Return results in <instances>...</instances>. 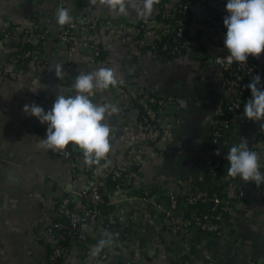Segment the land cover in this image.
Instances as JSON below:
<instances>
[{
  "label": "crops",
  "instance_id": "1",
  "mask_svg": "<svg viewBox=\"0 0 264 264\" xmlns=\"http://www.w3.org/2000/svg\"><path fill=\"white\" fill-rule=\"evenodd\" d=\"M200 1L203 6L192 10L198 21L206 17L204 8L213 4L226 13L225 4L219 5L218 0ZM124 3L126 13L111 9L103 0L91 11L75 0H0V264H44L50 247L62 234L55 230L48 235L46 226L68 224L56 210L57 201L68 195L74 197L94 184L110 199L113 211L109 217L121 206L123 236L118 244L105 246L93 256V248L107 231L98 228L85 261L80 247L73 243L65 264H181L183 258L195 264H264V186L239 178L229 182L228 175L224 177L230 185L225 203L233 202L228 212L231 218L225 217L223 236L194 231L197 236L191 239L185 234L174 237L166 233L155 202L163 190L183 197L186 185L208 188L209 166L216 151L207 149V133L227 95L220 87L215 65L200 69L196 52L206 47L191 42L186 54L171 61L155 55L149 44L132 36L129 25L146 23L153 27L159 20L155 1L148 15L140 11L143 0ZM62 9L71 17L63 25L57 21ZM84 19L94 28L81 30ZM72 22L80 24L79 41L73 46L59 39L61 29ZM12 27L27 31L35 48L24 50L21 34L9 37ZM123 28L130 35L124 36ZM197 30H202L204 41L214 40L207 28ZM192 35L193 40L201 36ZM94 43L103 47L104 58L95 59L90 49ZM22 51L31 52V58L14 61L13 56ZM58 63L63 65V79L55 73ZM101 67L114 69L118 83L95 90L90 99L118 108L108 116L113 129L112 147L101 164L108 166V173L117 166L131 171L130 185L121 193L108 186L111 178L103 167L95 175L94 169L79 164L76 176L70 159L42 146L40 138L46 136L47 126L23 112L24 105L32 103L50 110L58 92L72 93V82L80 72ZM260 68L264 73V59ZM36 81L44 87L32 92ZM136 88L171 100L165 108L171 125L167 139L158 148H145L140 165L132 164L133 154L138 153L135 137L140 133L139 115L135 108L128 107L130 92ZM169 106L175 107L172 114L167 113ZM257 132L264 136L259 123H243L228 146L246 140L251 149ZM78 153L83 155L80 150ZM260 170L264 172V165ZM136 195L138 200L131 199Z\"/></svg>",
  "mask_w": 264,
  "mask_h": 264
},
{
  "label": "built area",
  "instance_id": "2",
  "mask_svg": "<svg viewBox=\"0 0 264 264\" xmlns=\"http://www.w3.org/2000/svg\"><path fill=\"white\" fill-rule=\"evenodd\" d=\"M75 1L79 2L81 0ZM103 1L107 3V0ZM153 1L158 4L162 19H159L153 27H147L146 23H138L136 25H129L128 30L132 32V36L137 39V41L143 44H149L155 55L165 58L167 54L164 52L176 58L183 56L185 50L188 52L189 48H191V42H194V44L198 46L206 47L205 51L196 52L198 64L201 67L200 69L215 65V67L218 68L217 76L220 87L228 97H226V101H224L213 119V127H215V130L213 132H208L207 135L212 136V144L214 145L213 150L216 151L214 160L218 156L226 159L225 155L230 149L228 142L235 136L238 126L250 122L243 116L244 103L251 97V92L247 88V85L252 80L253 75L258 74L264 78V73L260 68V61L264 59V54H262L259 59L250 57L247 64L229 60V52L224 47L226 28L223 19L227 13L223 11L219 12L217 8L218 4H213L212 7H203L206 11V17L198 21L195 19L192 10L196 6H203L200 0ZM218 1H220L219 5L222 6L226 3V0ZM96 5L97 0H89L86 6L87 10H93ZM198 27L199 29L207 28L214 40H212V42L204 41L201 33L202 30H197ZM79 28L80 24L75 22L64 26L60 31L59 39L72 46L75 45L79 41L77 33ZM92 28H94V26L84 19L81 30ZM128 30L123 28L121 33L124 36L130 35V33H126ZM8 31L9 37L11 34L13 37L21 34L22 43H31L32 41L28 35L29 33L20 27H12ZM193 33L201 36L198 38L194 36L195 40H193ZM164 38H168L172 43L165 44L162 50L156 49L155 43L157 41H162ZM18 42L16 41V43ZM90 49L95 59L100 60L103 47L98 43H94L90 46ZM31 55L29 51H22L15 54L13 59L14 61H26L31 58ZM71 94H73V91ZM130 94L131 99L128 107H133L137 110L139 115L137 126L140 131L137 137H135L138 153L133 154L132 164L140 165L143 162L142 155L144 156L146 154L145 151L143 152L145 148L152 145L158 148L161 146V142L167 139L166 135L169 134L171 125L169 124V117H167L165 113V108L171 103V100H167L141 88L132 90ZM237 144H239V142ZM205 145L207 149L210 148L208 142H206ZM251 150L258 153L260 157L259 163L263 166L264 136L260 132L255 134V141ZM59 153L63 158L72 161L73 173L76 176L79 175L77 171L79 164H82L87 169H94L95 175H98L97 173L100 167L105 168L104 171H108V166L104 163L98 165L87 164L84 156L79 154L77 149L70 147L68 150ZM216 168L218 167L212 165V163L209 166L211 177L208 175L210 180L208 187L213 188L218 185L222 191L227 192L230 185L225 183L224 178L219 179L216 177L217 173L214 171ZM106 173L110 176L111 180L119 182L115 188L116 192L121 193L129 187L131 171L126 167L117 166L109 173ZM231 177L232 176L228 175L229 182ZM185 189L186 199L182 202H180L179 196L173 191L165 190L162 191L161 196L155 202V210L164 222L166 233L174 237L185 234L191 239L197 236L194 231L198 234L223 236L224 221L226 222L223 213H231L232 205H226L224 198L215 197L213 200L214 209L220 210V213L198 216L193 212L192 215L187 218L184 213L186 206L195 204L198 199L205 196L208 193L206 190L208 188L202 189V186L186 185ZM139 198L138 195L131 197L133 200H138ZM101 203H103V195L95 184L91 189L80 191L74 197L68 195L57 201L56 210L61 219L67 221L68 224L64 225L63 222H54L46 226L48 235H51L55 230L60 231L62 234L54 243L47 261L44 264H65V259L70 254L73 243H76L80 247L82 260L84 259L83 261H85V256H87L89 248L94 243L93 240L96 230L98 228H103L109 232L108 227L110 223L122 224L123 211L121 206L115 208L112 218L105 216L99 209ZM139 217L145 218L143 215ZM133 218L134 221L137 219L136 217ZM191 223H193V225ZM122 236L123 231L121 228L115 229L112 236L113 243L118 244ZM103 257H106L105 254H103ZM183 259L181 264H195L189 258ZM129 264H143V261H133Z\"/></svg>",
  "mask_w": 264,
  "mask_h": 264
},
{
  "label": "clouds",
  "instance_id": "3",
  "mask_svg": "<svg viewBox=\"0 0 264 264\" xmlns=\"http://www.w3.org/2000/svg\"><path fill=\"white\" fill-rule=\"evenodd\" d=\"M108 6L120 13H126L124 0H107ZM152 0H143L140 11L150 14ZM226 15L223 19L226 28L224 47L229 52V60L247 64L250 57L259 59L264 54V0H226ZM66 10H60L57 21L63 25L70 22ZM56 76L64 78L63 65L55 66ZM31 89L36 92L44 86L38 81ZM118 76L114 69L101 67L90 72H80L72 82L73 94L58 92L50 110L32 103L25 104V115L34 117L46 125V136L40 138L42 146L53 152H64L70 147L82 151L87 164L98 165L107 160L111 151L113 129L108 116L118 111L114 105H100L90 97L97 89L116 86ZM247 88L251 97L244 103L243 116L264 127V78L253 75ZM229 167L228 174L246 183L264 186V172L260 170V157L249 148L246 140L233 144L225 155ZM112 233L105 232L92 250L98 255L105 246L113 243Z\"/></svg>",
  "mask_w": 264,
  "mask_h": 264
},
{
  "label": "trees",
  "instance_id": "4",
  "mask_svg": "<svg viewBox=\"0 0 264 264\" xmlns=\"http://www.w3.org/2000/svg\"><path fill=\"white\" fill-rule=\"evenodd\" d=\"M98 1L99 0H97V4H98ZM78 3H79V5H82V6L86 5L87 6V4L89 3V0H81ZM158 19H160V20L162 19L161 13L159 14ZM171 43H172V41H169L168 38H164L162 41H157L155 43V47L158 50H162V48L165 44H171ZM33 48H35V46L32 44V42L31 43H25L23 46L24 50L33 49ZM164 53L167 54L166 58H168L169 60L172 61V60L176 59V57H173L171 54H168L167 52H164ZM186 53H187V51L185 50L184 54H186ZM102 56L104 58V53L102 54ZM214 130H215V127L212 126L210 128L209 132H213ZM206 141L210 144L209 145L210 148H214V145L212 144V136L211 135L207 136ZM212 165H216L218 167L214 170L217 173V176H216L217 178L220 179V178H224L225 176L229 175L228 171H227V169L229 167L228 161L226 159H223L221 156L216 157V159L212 162ZM208 174L211 177V172H209ZM231 179L236 180L235 177H231ZM118 184H119L118 181H113V180L108 181V186L111 189H115ZM206 190L208 193L205 196H203L201 199H198L195 204L186 206L184 213L186 214L187 218H189V216H191L193 212L195 215H198V216L205 215V214H212L213 215V214H218L221 212L220 210L214 209L213 200L215 197H221V198L225 199L227 196V192L222 191L218 185L214 186L213 188L208 187V189H206ZM102 195H103V203H101L99 205V209L102 211V213L105 216L109 217L111 215V212L113 211L112 210L113 206L110 204L109 197L106 196L104 193H102ZM185 199H186V196L179 197L180 202L184 201ZM232 202L233 201L229 200V201H227V204L230 205ZM223 214L228 219L231 218V215L228 212H225ZM191 224L193 225V223H191ZM119 227H120V225L117 223H110L108 230L110 233L114 234L115 229H118ZM51 250H52V247H50V252H51ZM50 252H49V254H50Z\"/></svg>",
  "mask_w": 264,
  "mask_h": 264
},
{
  "label": "water",
  "instance_id": "5",
  "mask_svg": "<svg viewBox=\"0 0 264 264\" xmlns=\"http://www.w3.org/2000/svg\"><path fill=\"white\" fill-rule=\"evenodd\" d=\"M2 33V29H0V35ZM2 46V43L0 42V47ZM175 109L174 106H169L168 109H167V113L168 114H172L173 113V110Z\"/></svg>",
  "mask_w": 264,
  "mask_h": 264
}]
</instances>
